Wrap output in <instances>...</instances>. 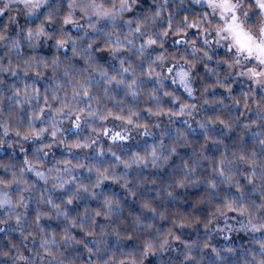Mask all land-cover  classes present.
I'll return each instance as SVG.
<instances>
[{
	"label": "clouds",
	"instance_id": "1",
	"mask_svg": "<svg viewBox=\"0 0 264 264\" xmlns=\"http://www.w3.org/2000/svg\"><path fill=\"white\" fill-rule=\"evenodd\" d=\"M0 264H264V0H0Z\"/></svg>",
	"mask_w": 264,
	"mask_h": 264
}]
</instances>
